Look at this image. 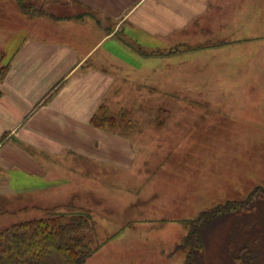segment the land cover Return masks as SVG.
I'll return each mask as SVG.
<instances>
[{
	"label": "rangeland",
	"instance_id": "1",
	"mask_svg": "<svg viewBox=\"0 0 264 264\" xmlns=\"http://www.w3.org/2000/svg\"><path fill=\"white\" fill-rule=\"evenodd\" d=\"M60 3L31 1L44 14ZM243 3L237 27L212 30L222 40L236 36V43L190 40L146 51L158 56L151 75L126 85L119 93L124 102L108 109L103 127L132 145L131 166L56 173L53 203L0 197V231L70 205L64 209L92 221L77 236L92 251L82 264H184L201 213L243 203L264 187V0ZM15 14L22 15L14 0H0V36L4 19L14 21ZM214 221L203 264H235L239 244L257 237L254 264H264V199L250 213ZM48 263L66 264L58 254Z\"/></svg>",
	"mask_w": 264,
	"mask_h": 264
},
{
	"label": "crops",
	"instance_id": "2",
	"mask_svg": "<svg viewBox=\"0 0 264 264\" xmlns=\"http://www.w3.org/2000/svg\"><path fill=\"white\" fill-rule=\"evenodd\" d=\"M238 4L243 0H65L37 18H5L0 197L53 203L59 173L131 166L132 145L95 126L94 117H108L124 102L126 85L151 75L158 56L139 50L190 40L236 43L212 30L237 27Z\"/></svg>",
	"mask_w": 264,
	"mask_h": 264
},
{
	"label": "trees",
	"instance_id": "3",
	"mask_svg": "<svg viewBox=\"0 0 264 264\" xmlns=\"http://www.w3.org/2000/svg\"><path fill=\"white\" fill-rule=\"evenodd\" d=\"M32 0H14L23 16H41L36 11ZM140 55H149L139 50ZM4 53L0 51V83L8 72V64L4 63ZM107 117H94V125L107 126ZM264 199V187L254 188L242 202H225L216 206L211 212H203L193 222L187 238L189 254L184 264H203L205 249V233L215 223L214 220L227 219L242 211L252 212L258 202ZM70 205L63 207L68 209ZM50 213L13 224L0 231V264H49L48 257L54 254L62 256L66 264H82L92 251L82 238L81 233L88 232L92 221L88 215L72 214L64 211ZM259 238L239 244L234 255L235 264H254L258 258ZM257 243V245H256Z\"/></svg>",
	"mask_w": 264,
	"mask_h": 264
}]
</instances>
